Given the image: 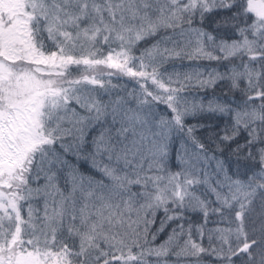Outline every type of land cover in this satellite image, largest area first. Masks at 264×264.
<instances>
[{"label":"snow or ice","instance_id":"1","mask_svg":"<svg viewBox=\"0 0 264 264\" xmlns=\"http://www.w3.org/2000/svg\"><path fill=\"white\" fill-rule=\"evenodd\" d=\"M0 264H264V0H0Z\"/></svg>","mask_w":264,"mask_h":264}]
</instances>
